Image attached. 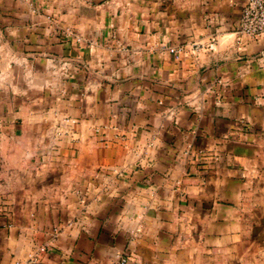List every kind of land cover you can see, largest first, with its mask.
<instances>
[{
	"label": "crops",
	"instance_id": "0c3cea01",
	"mask_svg": "<svg viewBox=\"0 0 264 264\" xmlns=\"http://www.w3.org/2000/svg\"><path fill=\"white\" fill-rule=\"evenodd\" d=\"M244 1L0 0V264H264Z\"/></svg>",
	"mask_w": 264,
	"mask_h": 264
},
{
	"label": "built area",
	"instance_id": "2783aa9c",
	"mask_svg": "<svg viewBox=\"0 0 264 264\" xmlns=\"http://www.w3.org/2000/svg\"><path fill=\"white\" fill-rule=\"evenodd\" d=\"M239 32L249 38L255 39L264 35V0H245L242 6L239 21ZM214 42L211 40L207 45L208 50H213ZM200 46L195 45L193 50H198ZM169 52L175 60L181 57V48H170ZM51 247L42 246L34 250L28 257L16 264H41L42 254L49 253Z\"/></svg>",
	"mask_w": 264,
	"mask_h": 264
}]
</instances>
